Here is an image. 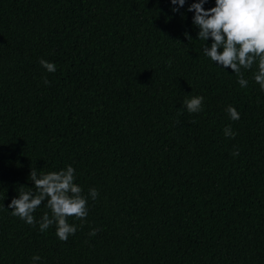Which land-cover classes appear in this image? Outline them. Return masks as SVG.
<instances>
[{
    "label": "trees",
    "instance_id": "16d2710c",
    "mask_svg": "<svg viewBox=\"0 0 264 264\" xmlns=\"http://www.w3.org/2000/svg\"><path fill=\"white\" fill-rule=\"evenodd\" d=\"M0 264H264V0H0Z\"/></svg>",
    "mask_w": 264,
    "mask_h": 264
}]
</instances>
